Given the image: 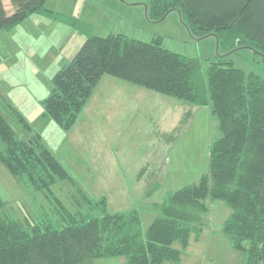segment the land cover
Instances as JSON below:
<instances>
[{
  "label": "trees",
  "instance_id": "16d2710c",
  "mask_svg": "<svg viewBox=\"0 0 264 264\" xmlns=\"http://www.w3.org/2000/svg\"><path fill=\"white\" fill-rule=\"evenodd\" d=\"M0 0V28L30 15L62 22L84 35L60 63L40 102L43 114L69 129L104 75L127 79L173 103L208 106L216 121L207 168L197 181L164 193L145 208L154 218L144 230L136 208L109 212L104 197L85 192L8 102L0 110V162L35 201V211L10 214L0 197V264H178L190 238L209 225L210 203L229 207L220 230L239 264H264V78L235 65L232 53L251 49L264 59V0H148L149 17L177 10L191 36L216 39V59L203 67L195 56L116 32L99 35L45 0ZM64 190L71 207L54 187ZM179 246H175V243Z\"/></svg>",
  "mask_w": 264,
  "mask_h": 264
},
{
  "label": "rangeland",
  "instance_id": "374dc122",
  "mask_svg": "<svg viewBox=\"0 0 264 264\" xmlns=\"http://www.w3.org/2000/svg\"><path fill=\"white\" fill-rule=\"evenodd\" d=\"M45 4L84 20L95 34L121 32L146 41L160 36L164 46L198 57L203 67L216 59L213 36H191L177 10L159 20L150 18L148 0H45ZM83 39L70 26L39 14L12 28H0V110L6 114V102L16 108L85 192L104 197L109 212L138 209L145 230L154 218L145 205L197 181L206 170L216 121L208 106L176 104L157 91L104 75L72 127L62 129L43 114L40 100L48 94L50 78L61 61L69 59ZM232 58L236 66L264 78V59L251 49H238ZM63 189L70 191L64 181L54 187L71 207ZM0 197L10 214L21 217L25 210L35 211L33 197L1 162ZM228 212L222 201L210 203L209 225L197 239L190 238L178 264H239V251L220 230ZM117 258L113 264H123L124 257Z\"/></svg>",
  "mask_w": 264,
  "mask_h": 264
},
{
  "label": "crops",
  "instance_id": "0c3cea01",
  "mask_svg": "<svg viewBox=\"0 0 264 264\" xmlns=\"http://www.w3.org/2000/svg\"><path fill=\"white\" fill-rule=\"evenodd\" d=\"M4 1V3H5V5H6V9L8 10V12H11V6L9 5L10 4V2H9V0H3ZM179 13V12H178ZM180 16V15H179ZM27 19V18H26ZM63 29V28H62ZM66 29V28H65ZM64 31H66V32H68V33H71V30H64ZM63 60H65V59H63ZM62 60V61H63ZM61 61V62H62Z\"/></svg>",
  "mask_w": 264,
  "mask_h": 264
}]
</instances>
